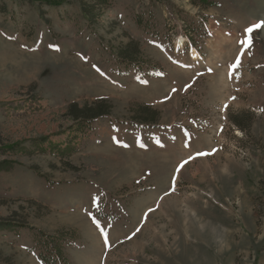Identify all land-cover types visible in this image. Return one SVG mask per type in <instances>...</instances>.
<instances>
[{
  "label": "rangeland",
  "instance_id": "374dc122",
  "mask_svg": "<svg viewBox=\"0 0 264 264\" xmlns=\"http://www.w3.org/2000/svg\"><path fill=\"white\" fill-rule=\"evenodd\" d=\"M262 20L264 0H0V223L34 229L0 226V264H42L37 231L69 264H264V27L240 43Z\"/></svg>",
  "mask_w": 264,
  "mask_h": 264
},
{
  "label": "trees",
  "instance_id": "16d2710c",
  "mask_svg": "<svg viewBox=\"0 0 264 264\" xmlns=\"http://www.w3.org/2000/svg\"><path fill=\"white\" fill-rule=\"evenodd\" d=\"M32 3H38L40 6H51V7H59L66 3L67 0H59V1H48V0H27ZM96 4H104L106 0H95ZM82 16L87 20L89 23L91 20V12L90 9L87 8L85 5L81 6L80 8ZM131 53V52H130ZM130 53L126 51H121L119 54V58L123 61H128ZM131 63L130 61H128ZM143 110H148L144 108ZM69 113L72 120L76 124H86L89 123L99 117L106 116L105 109L101 103L94 105L93 107H82L78 108L76 105H71L69 107ZM144 112V111H143ZM147 113L141 114V116L145 118H151L153 116V111H146ZM235 126L240 130H244L238 122L235 123ZM44 140V139H41ZM21 146L20 143L5 147L3 151L15 152ZM65 150V149H64ZM62 151V150H61ZM2 229L6 230H14L16 228H28L31 231L34 229L30 227H26L25 225L16 224V223H0ZM38 239V243H41V251L37 255L39 261L42 264H69L65 255H64V246L65 244L71 241L70 238L64 237L62 235H57L56 237H51L50 235L43 233L41 231L34 232Z\"/></svg>",
  "mask_w": 264,
  "mask_h": 264
},
{
  "label": "snow or ice",
  "instance_id": "6c2138e0",
  "mask_svg": "<svg viewBox=\"0 0 264 264\" xmlns=\"http://www.w3.org/2000/svg\"><path fill=\"white\" fill-rule=\"evenodd\" d=\"M261 27H264V20H262V21H260V22H258V23H255V24H253L252 26H250V27H248V28H246L245 29V31H246V33H248V37L246 38V39H244V40H242L240 43L242 44V45H247V46H251V33L255 30V29H258V28H261ZM239 63H240V61H239V57L237 58V60H236V62L234 63V64H232V65H230V69L232 70V71H235V69H237L238 67H239ZM98 71H99V69H97ZM231 78V77H230ZM173 91H176L175 89H173ZM233 99H235L234 97H233ZM225 109L227 108V104H225ZM201 155H206V153H201ZM184 163H187V161H185V162H183L178 168H177V173H179V171H180V169L181 168H183V166H184ZM174 185H175V177L173 178V191L175 190V187H174ZM167 194V193H166ZM151 211H154V209H149V212H151ZM147 215V214H146ZM140 229L138 228L136 231L138 232ZM133 235H135V233H133ZM107 242V241H106Z\"/></svg>",
  "mask_w": 264,
  "mask_h": 264
}]
</instances>
